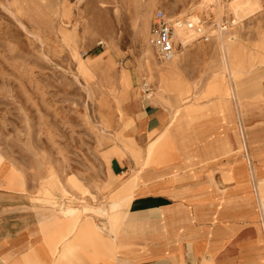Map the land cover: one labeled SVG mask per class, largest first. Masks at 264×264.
Here are the masks:
<instances>
[{
  "label": "rangeland",
  "instance_id": "rangeland-1",
  "mask_svg": "<svg viewBox=\"0 0 264 264\" xmlns=\"http://www.w3.org/2000/svg\"><path fill=\"white\" fill-rule=\"evenodd\" d=\"M201 2L0 0V183L19 193L0 208V223H37L42 248L49 251L78 219L110 220L112 156L120 155L127 169L175 157L174 132L168 127L151 145L148 163H141L148 146L142 141L145 132L137 131L145 117L142 105L151 101L176 117L191 105L206 108L203 103L218 93L224 98L231 83L264 78L259 47L264 45V0L249 7L237 25L232 0H221V17L215 7L201 10ZM158 11L174 20L197 16L213 32L209 43L196 38L180 50L184 61L175 73L161 71L167 63L148 43ZM219 26L236 36L241 58L249 61L233 81L216 45ZM131 97L133 124L125 111ZM131 172L139 178L144 174ZM81 226L71 228L70 238L79 240ZM84 240L61 248L60 263H81L83 254L100 257ZM20 253L2 259L25 264L37 255L34 246ZM44 256L43 262L50 260L49 252Z\"/></svg>",
  "mask_w": 264,
  "mask_h": 264
},
{
  "label": "crops",
  "instance_id": "crops-1",
  "mask_svg": "<svg viewBox=\"0 0 264 264\" xmlns=\"http://www.w3.org/2000/svg\"><path fill=\"white\" fill-rule=\"evenodd\" d=\"M225 90L224 98L218 93L203 103L206 108L187 106L176 117L151 101L142 105L145 117L137 131L145 132L148 146L141 163H148L151 145L168 127L175 157L127 169L120 155L112 156L107 213L113 221H89L106 226L97 241L104 257L83 254L73 264H264V78ZM133 99L125 106L132 124ZM139 169L140 178L131 172ZM2 184L0 208L19 196ZM36 226L0 223V263L6 253L31 246L37 252L32 260H45L49 251Z\"/></svg>",
  "mask_w": 264,
  "mask_h": 264
},
{
  "label": "bare ground",
  "instance_id": "bare-ground-1",
  "mask_svg": "<svg viewBox=\"0 0 264 264\" xmlns=\"http://www.w3.org/2000/svg\"><path fill=\"white\" fill-rule=\"evenodd\" d=\"M258 1L259 0H232L230 8H231L232 13L235 15V19H236L233 22V25H237V21H240L241 18H242V20H243V18H246L247 15H245V13L248 12L249 10H251L249 7L252 8V6L253 7L257 6ZM224 2H225V0H224ZM213 7H215V10L217 11V13L220 16V14L222 13V2H221V0H202L201 5H200V9L203 10V11L212 9ZM227 11H228V9H227ZM190 20L193 21V22H198L200 20L203 21L202 19L198 18L197 16L191 17ZM219 20H220V18H219ZM219 24H220V22H219ZM219 31H220L219 32V36L217 37L218 38V42L216 43V45H218L219 48L221 49V52L224 53V60L225 61H224L223 65L225 66L224 67L225 69H229L230 70V79L233 81V75L235 73H240V72L244 71L245 68H246V65H247L246 62H249V61L246 60L244 58V56H243V58H241V55L244 53L243 52L244 50L240 48L241 51L238 52V43H236V41H235L236 40L235 39L236 36L235 37L232 36L229 32H227V30L223 31L221 29V27L219 28ZM226 33L228 34V36H227ZM199 36L200 35H199L198 32H196V30H188L186 27L178 28L177 32H176V39H177V42L181 46L175 52V54H174V56H173V58L171 60L164 61L167 64H165L166 66L163 69H161V71L166 70L167 74L169 72L170 73H175L176 70L181 66V64L184 61V57L182 55H178L179 52H181L180 50L188 48L189 44L192 41L196 40V38H198ZM259 47H260V50L264 51V45L259 46ZM0 177H2L1 173H0ZM0 179H2V178H0ZM90 220H91V217L88 218L87 221L82 223V220L80 218V219H78L75 222L73 227L69 226V228H67L64 231V234L59 235L60 236L59 237L60 241L58 240V237H57V239H56V242H57L56 247H54L53 250L49 249V253L52 256V258L49 261H44L43 262L42 260H38V259L36 261H33L30 258H26L25 264H63L62 263L63 260L60 263V261L58 260V257H56V253H58V251H62V250H60L61 248L62 249H66V247L73 246V245L74 246L78 245L80 240H82V239H85L84 241L89 242L90 244L92 243V245L94 246V249L98 251V254H100V257L101 258L104 257V252L103 251H99V246L97 245L98 244L97 241L106 232L105 231L106 230V226H103L100 229H98V228H96V226L92 222H89ZM112 221H113V217L111 216L110 217V222H112ZM80 223H81V225H84V226H81L80 231L77 232V234L78 233L81 234L79 240L78 239H74L73 238L74 236H72L70 238L71 231H72L71 228H73L74 230H79L78 227H79ZM88 223H90V224H88ZM109 234H111V233H109ZM67 239H69V240H67ZM106 248L108 250H112L113 245L109 244V246L106 247ZM100 249H103V248H100ZM2 257H6V256L3 255ZM3 262L4 263H0V264H7V259H3Z\"/></svg>",
  "mask_w": 264,
  "mask_h": 264
},
{
  "label": "built area",
  "instance_id": "built-area-1",
  "mask_svg": "<svg viewBox=\"0 0 264 264\" xmlns=\"http://www.w3.org/2000/svg\"><path fill=\"white\" fill-rule=\"evenodd\" d=\"M181 27H186L188 30H196L200 35L197 41L209 43L214 37L213 32L206 29L204 21L174 20L169 18L163 11H158L148 43L155 50L160 60H171L175 52L180 48L181 45L177 42L176 32Z\"/></svg>",
  "mask_w": 264,
  "mask_h": 264
}]
</instances>
